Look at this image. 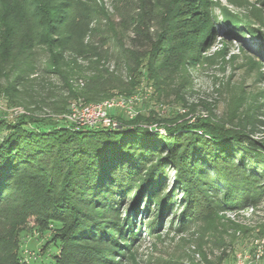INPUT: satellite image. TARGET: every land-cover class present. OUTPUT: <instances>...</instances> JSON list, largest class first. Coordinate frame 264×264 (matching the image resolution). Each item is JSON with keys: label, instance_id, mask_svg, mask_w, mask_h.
Here are the masks:
<instances>
[{"label": "trees", "instance_id": "obj_1", "mask_svg": "<svg viewBox=\"0 0 264 264\" xmlns=\"http://www.w3.org/2000/svg\"><path fill=\"white\" fill-rule=\"evenodd\" d=\"M211 15V0H0V99L24 111L0 118V264H25L31 219L56 227L53 264H118L143 226L173 212L183 231L211 215L223 257L199 264L228 257L218 211L263 194L264 121L252 102L218 115L191 94L187 70L206 52ZM142 71L184 114L112 116L120 129L60 117L74 102L135 95Z\"/></svg>", "mask_w": 264, "mask_h": 264}, {"label": "rangeland", "instance_id": "obj_2", "mask_svg": "<svg viewBox=\"0 0 264 264\" xmlns=\"http://www.w3.org/2000/svg\"><path fill=\"white\" fill-rule=\"evenodd\" d=\"M211 2L213 35L207 43L206 52H201L187 70L189 79L186 81L192 87L190 92L195 98L207 95L211 108L218 115L234 113L252 102L264 121V0ZM132 79L139 84L136 94L129 98L112 97L113 100H126L128 108L115 107L111 109V116L131 119L150 111L163 117L184 114L169 93L165 97L163 91H156L145 71ZM45 112L50 113L49 110ZM22 114V108L9 107L4 99H0V118L13 121ZM66 114L60 117L67 121ZM57 118L54 117L59 124H64ZM41 127L46 131L52 128L50 125ZM29 128L35 130L36 126ZM255 139L264 141V130ZM174 174L173 171L170 173V186ZM131 202H127L125 210ZM238 209L218 211L222 222L229 223L224 227L222 238L227 244L231 241L233 244L231 250H224L228 257L222 264H264V190L254 204ZM173 215L175 218L166 217L160 227L145 230L143 226L142 234H136L134 240H129L127 251L121 254V259L118 258V264H199L204 257L215 261L223 257L222 251L211 248V229H214L209 227L211 215L203 216L199 223L186 231L178 225V212H173ZM55 229L54 225H50L49 230L42 232L31 219L20 234L21 261L25 264H53V257L58 255V248L52 243Z\"/></svg>", "mask_w": 264, "mask_h": 264}, {"label": "built area", "instance_id": "obj_3", "mask_svg": "<svg viewBox=\"0 0 264 264\" xmlns=\"http://www.w3.org/2000/svg\"><path fill=\"white\" fill-rule=\"evenodd\" d=\"M128 108L126 100H110L101 105L81 107L77 104H72L70 112L65 116L68 121L76 122L81 125L89 124L94 125L99 121L110 123L111 121L106 118L108 109L111 108Z\"/></svg>", "mask_w": 264, "mask_h": 264}, {"label": "water", "instance_id": "obj_4", "mask_svg": "<svg viewBox=\"0 0 264 264\" xmlns=\"http://www.w3.org/2000/svg\"><path fill=\"white\" fill-rule=\"evenodd\" d=\"M111 100H113V99H111ZM124 100V99H123ZM107 101H110L109 99L108 100H104V101H102V102H100V103H96V104H83V103H80V102H75V103H72V104H77L78 106H81V107H88V106H96V105H101V104H103V103H105V102H107ZM71 104V105H72ZM71 105L69 106V110H68V112H70V108H71ZM111 109H113V108H111ZM111 109H108L107 110V113H106V118L108 119V120H110L111 122L110 123H108L107 124V122H105V121H99V122H97V123H95L94 125H89V124H85V125H81V124H78V123H76V122H71V121H68L69 123H71V124H73V125H76V127L77 128H82V127H96V126H99V125H102V126H107V127H111V128H113V129H120L121 128V126H120V124H119V122H117V120H115L110 114V112H111ZM67 115V114H66ZM65 115V116H66ZM64 116V117H65ZM130 119V118H129Z\"/></svg>", "mask_w": 264, "mask_h": 264}]
</instances>
